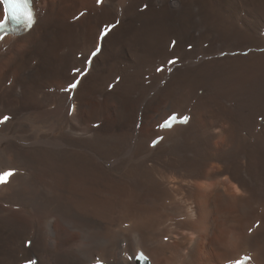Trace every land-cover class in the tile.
<instances>
[{
  "label": "bare ground",
  "instance_id": "obj_1",
  "mask_svg": "<svg viewBox=\"0 0 264 264\" xmlns=\"http://www.w3.org/2000/svg\"><path fill=\"white\" fill-rule=\"evenodd\" d=\"M34 7L0 40V264H264V0Z\"/></svg>",
  "mask_w": 264,
  "mask_h": 264
},
{
  "label": "snow or ice",
  "instance_id": "obj_2",
  "mask_svg": "<svg viewBox=\"0 0 264 264\" xmlns=\"http://www.w3.org/2000/svg\"><path fill=\"white\" fill-rule=\"evenodd\" d=\"M103 0H97V3H102ZM0 4L4 5V18L2 21H0V31H5L7 28V25L10 21H16L18 23L23 22L26 26H31L34 23V17L31 11H29L27 14H23L19 12V8L21 5H30L31 0H0ZM147 8V5L144 6ZM110 28H106L103 35H107L108 32L110 31ZM176 42H172V46L175 47ZM99 54V49L96 51H93L90 56L91 58H95ZM91 58H86L84 60L85 68L87 69L89 65L92 64V59ZM178 58H173L168 61L169 65H174L177 63ZM165 69L164 67H159L156 69L157 72H163ZM72 75L75 76L76 78L73 79L67 86L63 89L68 95L71 97L73 93L80 87L81 85V80L87 75V71H82L79 68H74L72 70ZM75 110V106H72L71 111ZM176 115H172L166 120L161 127L168 128L172 126V121L176 119ZM9 117L5 116L3 118L4 121H7ZM189 117L184 118V123H187ZM155 141H153V147H155ZM14 173L12 171H8L6 173H0V184H4L7 182V179L11 177ZM29 244L31 243L30 241L28 242ZM250 259V258H246ZM27 264H36L35 261H28ZM235 264H245L243 260H237L235 261Z\"/></svg>",
  "mask_w": 264,
  "mask_h": 264
},
{
  "label": "rangeland",
  "instance_id": "obj_3",
  "mask_svg": "<svg viewBox=\"0 0 264 264\" xmlns=\"http://www.w3.org/2000/svg\"><path fill=\"white\" fill-rule=\"evenodd\" d=\"M78 16H79V18H80L82 15H78ZM72 19H73V18H72ZM140 123H141V121H140ZM224 236H225V234H223V236H220V234H219V236H218V235H215V237H217V240H218V241L224 239ZM135 257H137V256H135Z\"/></svg>",
  "mask_w": 264,
  "mask_h": 264
},
{
  "label": "water",
  "instance_id": "obj_4",
  "mask_svg": "<svg viewBox=\"0 0 264 264\" xmlns=\"http://www.w3.org/2000/svg\"><path fill=\"white\" fill-rule=\"evenodd\" d=\"M136 260H137V258H136Z\"/></svg>",
  "mask_w": 264,
  "mask_h": 264
}]
</instances>
